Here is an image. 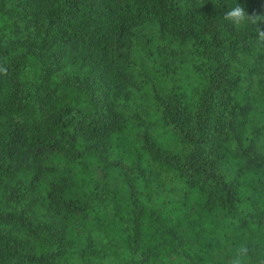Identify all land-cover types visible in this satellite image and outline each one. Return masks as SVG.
Returning <instances> with one entry per match:
<instances>
[{
    "label": "trees",
    "instance_id": "obj_1",
    "mask_svg": "<svg viewBox=\"0 0 264 264\" xmlns=\"http://www.w3.org/2000/svg\"><path fill=\"white\" fill-rule=\"evenodd\" d=\"M0 0V264H264V0Z\"/></svg>",
    "mask_w": 264,
    "mask_h": 264
},
{
    "label": "clouds",
    "instance_id": "obj_2",
    "mask_svg": "<svg viewBox=\"0 0 264 264\" xmlns=\"http://www.w3.org/2000/svg\"><path fill=\"white\" fill-rule=\"evenodd\" d=\"M255 17L257 16L247 15L244 8L234 0L233 6L228 8L222 19L236 29L246 30L250 24L257 23L258 20ZM257 39L264 40V31L257 33Z\"/></svg>",
    "mask_w": 264,
    "mask_h": 264
}]
</instances>
